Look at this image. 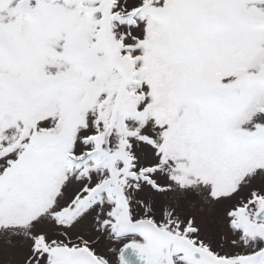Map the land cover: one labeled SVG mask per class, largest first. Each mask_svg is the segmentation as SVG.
Masks as SVG:
<instances>
[{
    "label": "snow or ice",
    "instance_id": "obj_1",
    "mask_svg": "<svg viewBox=\"0 0 264 264\" xmlns=\"http://www.w3.org/2000/svg\"><path fill=\"white\" fill-rule=\"evenodd\" d=\"M0 264H264V0H0Z\"/></svg>",
    "mask_w": 264,
    "mask_h": 264
}]
</instances>
